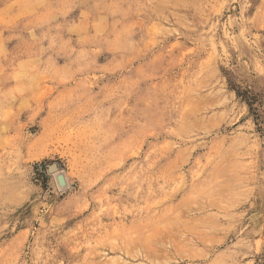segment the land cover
Segmentation results:
<instances>
[{"label": "rangeland", "instance_id": "1", "mask_svg": "<svg viewBox=\"0 0 264 264\" xmlns=\"http://www.w3.org/2000/svg\"><path fill=\"white\" fill-rule=\"evenodd\" d=\"M0 264H264V0H0Z\"/></svg>", "mask_w": 264, "mask_h": 264}, {"label": "bare ground", "instance_id": "2", "mask_svg": "<svg viewBox=\"0 0 264 264\" xmlns=\"http://www.w3.org/2000/svg\"><path fill=\"white\" fill-rule=\"evenodd\" d=\"M58 177H59L58 183H60L59 185L62 187L66 186V177L63 174H57V178Z\"/></svg>", "mask_w": 264, "mask_h": 264}, {"label": "water", "instance_id": "3", "mask_svg": "<svg viewBox=\"0 0 264 264\" xmlns=\"http://www.w3.org/2000/svg\"><path fill=\"white\" fill-rule=\"evenodd\" d=\"M57 168H56V166H53L52 168H51V170H56ZM61 176V175H60ZM58 181H59V177H58ZM60 184V183H59Z\"/></svg>", "mask_w": 264, "mask_h": 264}]
</instances>
